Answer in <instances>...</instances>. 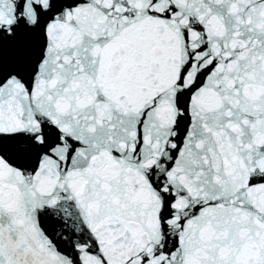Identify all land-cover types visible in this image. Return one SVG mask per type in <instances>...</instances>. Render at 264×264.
Wrapping results in <instances>:
<instances>
[{
    "label": "snow or ice",
    "instance_id": "1",
    "mask_svg": "<svg viewBox=\"0 0 264 264\" xmlns=\"http://www.w3.org/2000/svg\"><path fill=\"white\" fill-rule=\"evenodd\" d=\"M0 264H264V0H0Z\"/></svg>",
    "mask_w": 264,
    "mask_h": 264
}]
</instances>
